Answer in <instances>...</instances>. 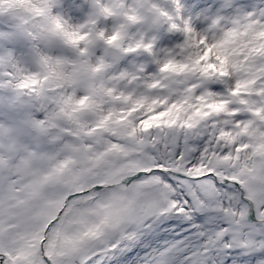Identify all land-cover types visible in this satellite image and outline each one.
Masks as SVG:
<instances>
[{
  "label": "snow or ice",
  "instance_id": "snow-or-ice-1",
  "mask_svg": "<svg viewBox=\"0 0 264 264\" xmlns=\"http://www.w3.org/2000/svg\"><path fill=\"white\" fill-rule=\"evenodd\" d=\"M0 264H264V0H0Z\"/></svg>",
  "mask_w": 264,
  "mask_h": 264
}]
</instances>
